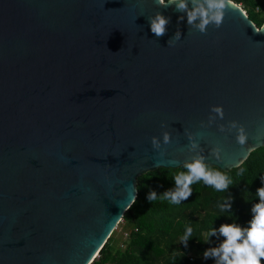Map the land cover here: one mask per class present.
Wrapping results in <instances>:
<instances>
[{
  "label": "water",
  "instance_id": "95a60500",
  "mask_svg": "<svg viewBox=\"0 0 264 264\" xmlns=\"http://www.w3.org/2000/svg\"><path fill=\"white\" fill-rule=\"evenodd\" d=\"M231 120L245 145L218 130ZM185 130L224 171L264 145V22L241 5L201 33L155 0H0V264H91L138 176L194 154Z\"/></svg>",
  "mask_w": 264,
  "mask_h": 264
},
{
  "label": "trees",
  "instance_id": "16d2710c",
  "mask_svg": "<svg viewBox=\"0 0 264 264\" xmlns=\"http://www.w3.org/2000/svg\"><path fill=\"white\" fill-rule=\"evenodd\" d=\"M232 1L241 4L257 26L264 22V0ZM180 167H159L138 176L135 201L117 224L128 230L125 247L116 245V227L110 235L111 241H106L91 264H215L212 258L205 260L203 252L224 238H209L208 234L222 223L248 226L251 207L259 202L256 190L264 186L261 179L264 178V145L252 150L242 164L228 171L211 166L229 176L232 183L227 191H217L198 181L191 185L193 193L188 200L174 204L160 194L174 188V176L186 171ZM153 190L157 199L149 202L146 197ZM226 197L232 200L231 217L218 207ZM189 226L193 232L185 248L180 242Z\"/></svg>",
  "mask_w": 264,
  "mask_h": 264
},
{
  "label": "clouds",
  "instance_id": "9594fccd",
  "mask_svg": "<svg viewBox=\"0 0 264 264\" xmlns=\"http://www.w3.org/2000/svg\"><path fill=\"white\" fill-rule=\"evenodd\" d=\"M159 7H169L174 5L175 10L187 14V23L189 26L206 33L209 25L219 28L225 16V10L231 4V0H155ZM189 2L191 8H189ZM245 11V10H244ZM150 21V29L156 37L166 34L167 25L170 23V17H165L160 12H156L154 16L148 18ZM183 19V17H180ZM198 21V22H197ZM181 39V33L176 31L173 38L169 39L168 45L173 41ZM207 123L201 121V127H209L219 119L224 118V109L222 105L211 106ZM161 127H165L164 124ZM220 132L231 133L236 131V142L239 145H245L248 141V132L245 126L238 121L231 120L225 124H219ZM185 135L189 141L187 149L190 153H194L190 159H186L181 167L186 171H180L174 176V188L163 192L161 197L170 200L174 204H180L182 201L188 200L192 195L191 185L198 181H203L205 185L213 187L215 190L227 191L232 183L226 172H222L211 167L206 162V157L202 153L204 149L200 147L196 136L185 130ZM163 144L171 143V134L168 131L162 133ZM151 145L153 149L159 150L161 156L165 155V151L161 149V140L153 136L151 137ZM221 147H213L211 155L216 159H221ZM243 161H241V164ZM180 167V168H181ZM243 174V168H241ZM262 183H264V178ZM256 195L259 202L251 207V219L248 221L247 227H241L239 224L222 223L218 229L212 228L209 232V238L212 236L223 237L224 239L215 247H209L203 252L205 260L212 258L215 264H261L264 260V186L257 188ZM147 200L152 202L157 199V193L153 190L147 194ZM135 199L132 200L134 202ZM218 207L222 213L232 216V200L226 197L222 203H218ZM193 229L191 226L186 228L185 234L181 239V244L186 248L188 241L192 236Z\"/></svg>",
  "mask_w": 264,
  "mask_h": 264
},
{
  "label": "rangeland",
  "instance_id": "374dc122",
  "mask_svg": "<svg viewBox=\"0 0 264 264\" xmlns=\"http://www.w3.org/2000/svg\"><path fill=\"white\" fill-rule=\"evenodd\" d=\"M121 223V222H120ZM126 231H128L126 228L122 227L121 225H117V228L115 230V236H117L116 245L119 248L125 247V241L127 239ZM111 241V239H109Z\"/></svg>",
  "mask_w": 264,
  "mask_h": 264
},
{
  "label": "built area",
  "instance_id": "2783aa9c",
  "mask_svg": "<svg viewBox=\"0 0 264 264\" xmlns=\"http://www.w3.org/2000/svg\"><path fill=\"white\" fill-rule=\"evenodd\" d=\"M239 5H241V4H239ZM116 227H117V226H116ZM125 233H126V232H125ZM126 234H127V233H126ZM109 238H110V237H109ZM109 238H108V239H109ZM107 241H108V240H107Z\"/></svg>",
  "mask_w": 264,
  "mask_h": 264
}]
</instances>
